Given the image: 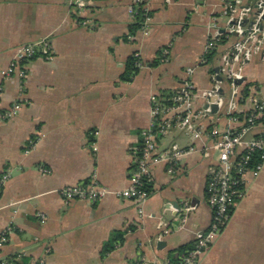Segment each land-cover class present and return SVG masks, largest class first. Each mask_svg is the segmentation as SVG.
<instances>
[{
	"label": "crops",
	"instance_id": "obj_1",
	"mask_svg": "<svg viewBox=\"0 0 264 264\" xmlns=\"http://www.w3.org/2000/svg\"><path fill=\"white\" fill-rule=\"evenodd\" d=\"M225 1L146 0L147 30L131 36L136 0H0V110L22 95L25 100L14 119L0 122V178L9 175L0 195V233L10 229L0 261L22 255L27 264H168L169 252L209 229L208 168L215 163L210 134L242 125L228 114L234 83L237 116L251 109L253 99L264 101L262 51L234 62L242 74L238 84L223 62L235 37L221 47L214 74L203 65L214 26H225ZM256 1L241 0L251 6ZM42 40L50 50L29 62L24 82L2 77L21 46ZM165 50L168 57L156 64ZM134 55L140 70L126 82ZM188 69L194 70L195 111L208 103L201 93L217 85L224 105L199 120L206 132L201 139L176 119L158 147L196 151L173 167L154 166L150 196L142 203L113 194L96 202L66 201L60 190L94 178L112 191L129 188L134 152L152 122V97L179 93ZM260 135L264 121L248 137ZM245 180L226 228L198 264H264V170ZM116 234L121 244L104 255Z\"/></svg>",
	"mask_w": 264,
	"mask_h": 264
},
{
	"label": "built area",
	"instance_id": "obj_2",
	"mask_svg": "<svg viewBox=\"0 0 264 264\" xmlns=\"http://www.w3.org/2000/svg\"><path fill=\"white\" fill-rule=\"evenodd\" d=\"M145 1L136 0V3ZM145 12L148 14L147 8ZM134 14L132 10L133 17ZM222 16L225 19V26L221 28L217 24L214 26L215 31L208 50L214 48L215 42L223 35L228 38L235 37L230 48L223 54L227 76L235 82L242 80V74L234 69V62L249 61L259 52L264 53V0H257L255 6L243 5L241 0H226ZM149 21L148 16L142 30H147ZM48 50H50V44L45 40L21 46L9 66L1 71L2 77L6 79L18 77L21 82H24L28 78L29 62L42 51L48 52ZM168 54V50L163 52L164 56ZM193 71V69L187 70L188 78L182 82L179 96L175 98L177 105L166 106L160 96L152 97V122L150 128L143 131L141 146L134 152L136 168L132 173L129 188L112 191L100 185L94 178L88 184L81 183L63 188L60 190L62 197L69 202L74 200L96 202L113 194L120 198L133 199L139 203L147 200L150 196L147 187L153 181V167L159 164L173 167L183 156L196 151V148L192 147L188 150H178L177 153L160 152L158 140L171 133L176 119L186 127L195 140L201 139L206 132L198 123L199 120L211 114L213 104H217L219 108L224 105V99L217 85L214 89L201 93V97L208 103L199 112L195 111L194 100L198 94L193 80L190 79ZM238 97V86L234 83L228 114L232 115L236 121L240 120L242 125L229 130L214 128L210 134L214 140L212 149L215 154V163L208 168L207 184V202L213 213L211 225L207 231L197 233L195 248L184 254L179 264H198L202 256L210 250L223 233L233 209L243 197L246 176L252 174L258 177L264 170V135L248 137L250 131L256 126L258 118L264 117V101L253 99L251 109L237 116L235 112L238 111ZM24 105L25 100L22 95L10 108L0 110V122L14 119ZM173 112L177 113L171 118L170 114ZM255 157L256 162H254ZM41 171L48 172L43 168ZM8 179V174L0 178V195ZM185 209L186 212L189 211L188 207ZM9 233L10 229L0 233V251L7 243ZM22 258V255H18L13 260L0 261V264H16L15 262ZM36 264L45 263L41 261Z\"/></svg>",
	"mask_w": 264,
	"mask_h": 264
},
{
	"label": "trees",
	"instance_id": "obj_3",
	"mask_svg": "<svg viewBox=\"0 0 264 264\" xmlns=\"http://www.w3.org/2000/svg\"><path fill=\"white\" fill-rule=\"evenodd\" d=\"M133 9H134L135 14H134L133 23L130 26L131 36L135 35L138 31L142 30V27L147 17L148 16L150 17L151 15L150 12H148V14L145 12V2L136 4ZM231 38L232 37L228 38L226 35L221 36L219 40L215 42V47L208 50L207 53L205 54L203 65H211L212 68L210 72L212 74L216 72L214 63L216 59L218 58V56L220 55L221 47L225 46L230 41ZM167 57L168 56L163 55V51H162L161 56L158 58V60H156V64H159L164 59L166 60ZM140 63H141V59L139 56L134 55L128 60L126 72L123 75L124 81L130 82L135 78V76L138 74L140 70ZM249 87L250 85H247L244 92H242V95L244 96V98H247L250 94ZM178 96H179V93L177 92H173V93L166 92V93H163L162 96H160V98L164 100L163 102L166 106L171 107V106H175L178 104V102L175 101V98ZM259 121H264V117L258 118L257 122ZM35 141H36L35 138H33L32 142H30L28 145V149H32L34 147ZM256 161H257V158L255 157L254 162ZM148 191H149V188H148ZM120 237H121L120 235L116 234L112 238L110 243H108L105 247L104 255H107L109 252L114 250L117 247V245L121 244ZM195 245H196V241L194 240L193 242L187 245H184L178 248L177 250L169 252L168 264H179L181 262L182 256L184 254H187L189 251L193 250L195 248ZM13 259H15V257L9 260H13ZM15 263L16 264H27V260L25 258H22L20 261H16Z\"/></svg>",
	"mask_w": 264,
	"mask_h": 264
},
{
	"label": "water",
	"instance_id": "obj_4",
	"mask_svg": "<svg viewBox=\"0 0 264 264\" xmlns=\"http://www.w3.org/2000/svg\"><path fill=\"white\" fill-rule=\"evenodd\" d=\"M218 71V70H217ZM220 81H222V78L220 77V78H218ZM240 82H242V81H236V84H238V83H240ZM220 94H223L221 91H220ZM212 102H213V100H212ZM218 110H219V107H218V105L217 104H213L212 106H211V112L212 113H216V112H218Z\"/></svg>",
	"mask_w": 264,
	"mask_h": 264
}]
</instances>
